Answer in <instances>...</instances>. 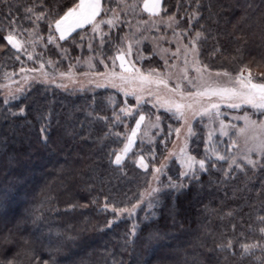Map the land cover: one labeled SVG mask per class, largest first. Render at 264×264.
I'll list each match as a JSON object with an SVG mask.
<instances>
[{
	"label": "trees",
	"instance_id": "obj_1",
	"mask_svg": "<svg viewBox=\"0 0 264 264\" xmlns=\"http://www.w3.org/2000/svg\"><path fill=\"white\" fill-rule=\"evenodd\" d=\"M76 2L0 0V71L19 65L4 39L13 28L16 38H28L38 49L41 55L28 63L41 67L47 80L103 72L101 54L111 70L125 25L132 23L138 30L127 27V33H135L136 42L126 57L143 73L167 71L176 78L171 81H179L185 57L183 47L176 55L177 42L188 44L199 30L198 58L213 73L235 75L246 66L247 72L264 74V0H162L164 7L154 17L142 8L137 15H125L123 4L133 0H102L107 14L115 9L121 19L115 29L102 26L103 45L100 36L89 34L90 26L60 40L53 25L49 42V18ZM29 7L33 11L26 13ZM33 13H45V19ZM173 13L177 23L170 27L167 17ZM193 13L199 15L189 33L181 34ZM104 15L102 11L99 18ZM174 30H179L176 35ZM118 66L115 60L117 72ZM188 66L187 74L195 76ZM122 105L121 95L102 87L68 92L49 81L33 84L12 102L0 99V197L6 196L0 199V264L13 258L16 264H262L253 252L241 253L243 244H264V172L228 177L221 163L215 169L209 165L198 181L185 180L180 192L163 191L149 220H141L140 213L135 236L133 220L103 209L105 197L117 207H131L147 184L146 173L134 162L126 160L122 167L111 163L124 144V137L109 133L113 111ZM158 115L168 130L169 117ZM123 129L120 123L112 132ZM200 133L204 137L207 132ZM170 176L180 182L177 175ZM229 240L230 249L217 248Z\"/></svg>",
	"mask_w": 264,
	"mask_h": 264
},
{
	"label": "snow or ice",
	"instance_id": "obj_2",
	"mask_svg": "<svg viewBox=\"0 0 264 264\" xmlns=\"http://www.w3.org/2000/svg\"><path fill=\"white\" fill-rule=\"evenodd\" d=\"M161 0H142V4L139 0H133L131 4L124 3L123 11L125 15L131 11L133 15L138 14V9L142 8L144 11L150 14V17L159 15L163 9ZM26 13L32 12V8L29 7ZM104 11L107 16V10L102 6L101 0H77L63 11L62 15L57 18H49V34L48 41H53L52 26L55 27V32L59 33V39L64 40L65 37L72 33L75 29L82 28L84 25H91V31L95 36L101 37V45L104 44L105 33L101 29V25L107 24L109 29L115 27V22L120 19L119 13L113 9L112 15L107 19L99 18L100 13ZM37 16L38 20L45 19V13H33ZM199 13H193L189 18V27L184 29L181 34L187 35L192 27V21ZM14 23V21H13ZM140 24H146L148 21H140ZM155 19H152V24L155 25ZM177 23L176 14L167 17V24L171 27ZM130 27L129 25H125ZM138 30V29H137ZM15 31L13 28L4 39L13 48H20L21 44L12 34ZM174 30V35L177 34ZM202 32L197 30L195 35L189 36L188 44H183L182 41H178V47L176 55L179 56L180 48L184 49V63L185 68L182 69L184 75L183 80H186L191 88L195 91H181V85L177 83L175 87H168V80L171 78L169 72L158 73L156 70H150L149 73H143L140 69L132 67H126L124 60L121 58V53L118 52L117 56L113 60V68L108 69V65L104 59H101L100 63L104 64L105 71L94 72L93 75L106 83H109L112 87L118 88L125 96L134 95L136 104L125 103L119 109V111H113V121L109 125V133L114 135L117 139L124 137L123 147L115 152L114 159H111V163L116 166L122 167V161L125 155L129 153L134 139L137 136V132L141 130L145 121V114L141 111L139 118L135 119V126L131 127L130 133L125 135L121 132H112V129L118 124L123 123L127 131L128 124L126 122L127 117L133 116V110L137 109L141 104L145 95L149 97L148 103H157L162 107H165L167 111L171 112L173 116L181 123V127L175 128L177 139L181 143L177 147L167 149V155H164L159 165L153 162L152 173L153 180L156 182V187L152 186V181H149V187L146 190H142L140 193V199L132 204L131 207H117L115 204L107 202L108 198L105 197V203L103 205L104 210L111 209L115 213V217L119 218L124 212H127L131 218L136 214L138 207H143L146 203L145 220L150 219V213L159 202V197L165 190H171L174 192H180L186 185L184 181L187 180L190 183L193 180L198 181L201 173L207 172L209 165L213 169L217 167V163H226L227 168L224 169L225 174H228V169L235 167L236 169H245V165H250L253 169L259 164L264 167V119L253 120L249 113L245 112L243 116L233 117L235 120L243 121L242 124H233L231 121L225 122L221 118V112L219 106L221 103H227L230 108H240L241 105H249L251 108L259 111L264 116V82L256 83L253 81L251 72L245 74L246 66L241 68L239 73L234 76L227 70H213L206 64H201L198 58V41L202 37ZM39 39V37H37ZM83 39V36L81 37ZM121 42H127L129 51H131L132 45L136 42L135 33H131L130 36L126 35L121 37ZM2 47V45H0ZM91 49V42L89 44ZM31 56V53H29ZM115 60H120L121 71H115ZM165 60V65H167ZM191 65L192 70L197 73V77L192 78L187 74V66ZM174 66V65H173ZM205 73H208L205 76ZM213 74L216 78H213ZM63 75V74H62ZM264 75V74H262ZM225 77L226 80L221 83L219 78ZM98 87H102L103 84L98 83ZM156 86L157 91L153 92L152 88ZM163 86L172 95H161L158 91L159 87ZM155 95V102L151 97ZM179 97L177 99L176 97ZM110 103H114L112 97L108 98ZM20 112H24L21 108ZM207 116L212 123V130L207 133L204 140V154L202 157L197 158L188 150L189 139L195 135L193 132V121L199 117L201 120ZM97 119L107 122V117L98 116ZM159 116L156 118V122L152 123V127L159 126ZM216 121L219 122L218 135L221 138L216 140ZM207 127V126H206ZM171 131V126H170ZM109 133H106L109 134ZM145 137H148V132L144 133ZM223 137H228V143H224ZM144 143V140L141 141ZM148 143L152 144V151L150 155L155 159L157 155V149L154 145V139H148ZM162 145L167 147L166 141H160ZM175 143V142H174ZM223 144V148H221ZM239 149V151H237ZM111 156V153L109 154ZM175 160L179 165L180 182L177 183L171 176L168 177L167 184L161 185V176L167 174L170 163ZM135 163L143 169L148 168V164L145 163V156L139 155L135 159ZM0 199H6V196L0 197ZM264 220V217L260 218ZM113 221H109L111 225ZM150 227V225H146ZM138 231V225H132V235L135 236ZM261 233H264V228L260 229ZM151 231L148 234V239H151ZM232 241L229 240L227 245H217L218 249L231 248ZM256 247L255 244H243L242 255L247 254L251 248ZM6 264H16L15 259H8ZM44 264H49L45 261Z\"/></svg>",
	"mask_w": 264,
	"mask_h": 264
},
{
	"label": "rangeland",
	"instance_id": "obj_3",
	"mask_svg": "<svg viewBox=\"0 0 264 264\" xmlns=\"http://www.w3.org/2000/svg\"><path fill=\"white\" fill-rule=\"evenodd\" d=\"M111 15H112V12L109 13V15L107 14V16L104 15L102 17V19H107V17L111 16ZM120 20L121 19H119L118 21L115 22V27H113V29H115V28H117V26L121 25ZM89 26H90L89 27L90 28L89 34L95 35L91 31L92 26L91 25H89ZM102 26H106L107 29H109L107 24L101 25V29H102ZM132 28H136V25L130 23V27H128V30L131 31ZM56 34L59 37V33L56 32ZM126 35H128V36L131 35V33H129V32L127 33V27H126L125 33L121 37H124ZM16 39L21 44L20 48H18V49L13 48L10 44L9 45L12 49H14L16 51V59H19V65L14 70L0 71V99H2L5 103L12 102V100H15L18 97H20L33 84H35L37 82L49 81V82L53 83V85L58 86L62 90L68 91V92L69 91L76 92V91H79L82 89H89V88H92L94 90V88H100L97 86V84L100 83V84H103V86H102L103 89H108L110 91L116 92L117 94L121 95L123 98V104H125V103H127V104L130 103V105L136 104V99H135L134 95L125 96L124 93L121 92L118 88L112 87L109 83L104 82L103 80L95 77L94 75L80 76L77 78L76 77L72 78L71 76H68V77L63 76V78H62L59 76L58 78L53 79V81L45 79V78H48V75L42 73L43 70L41 69V67L29 65V63H28L29 61L33 60L35 56L41 55V54L38 55V49L31 45L32 41L29 40L28 38L22 39L21 37H18ZM120 45L121 46L119 47L118 51L116 52V56H117L118 52H120L121 58L125 62V66L131 67L130 64L128 63L127 57H126V54L129 51L128 43L127 42L122 43L121 38H120ZM29 53H31V56L29 55ZM20 58H23L24 61H20ZM116 62L118 63V65H119L118 67L120 68L121 61L116 60ZM190 67H191V65L189 64L188 68H190ZM119 71H121V68ZM240 71H238L237 73H239ZM60 74H62V73H60ZM195 74H196L195 76L190 75V74H188V75L192 78H195V77H197V73H195ZM245 74H248V72L246 70H245ZM183 75H184V72H182L181 75L178 76L179 81H176V82L171 81V79H173V80L176 79L175 77H171L168 80V87L169 88L175 87V85L177 83H179L181 85V91H184V92L195 91V89L193 90V88H191V86L188 84V82L186 80L182 79ZM207 75L208 74H205V76H207ZM251 76L253 78V81L256 83L264 82V75H262V74L251 72ZM213 78H216L214 76V74H213ZM50 79H52V78H50ZM219 80L221 83H223L226 80V78L221 76L219 78ZM152 91L153 92L157 91L156 86H153ZM158 91L161 95H172L163 86H160ZM176 98L179 99L178 96ZM151 99L153 102H155V99H156L155 95H153L151 97ZM148 100H149V97L147 95H145L141 104L138 106V108L133 110V116L127 117V119H126V122L128 124L127 131L125 129V125H124V129H123V133H125V135L130 133L131 127L135 126V122L131 125L129 120L131 118L133 119V117H135V119L139 118L141 111L145 114L146 119L143 123V126H142L141 130L137 132V136L134 139L132 146L130 147L129 153L127 155H125L124 160L122 161V163H123L124 161L129 160L131 163L132 162L135 163V159L137 156H139V155L145 156V163H147L149 165L147 169L140 168L135 163L136 167H138L140 170L144 171L146 173L145 175L147 176V184L145 185L143 190L148 189L150 180L152 181L153 187L157 186L155 180H153V173H152L153 162H155V164L159 165L161 163L163 156L167 155V149H170L173 147H177V149H178V146L181 143V141L177 139V135L175 132V128L181 127V123H179L177 121V119L173 116V114L171 112L167 111L165 107H162L160 104H157V103H148L147 102ZM148 105L150 107L152 106L151 110L148 109V108H150ZM219 110L221 112V118L224 119L226 123L231 121V123H233V124H237V125L242 124L243 121L235 120V119H233V117L243 116L245 112L249 113L253 120L264 119V116H262L259 111L251 108V106H249V105H241L240 108H230V107H228L227 103H221L219 106ZM159 113H162V114L167 115L169 117V119L166 120L168 130H163V125H162V123L160 124V121H161L160 119L158 122L159 123L158 127H152L151 126L152 123L156 122V118H157V116H159L158 115ZM192 123H193V132L195 133V135H193L189 139L188 150L192 154H193V149L199 150V152H197L199 154H195V156H197V158H200L204 154V142H203V140H205L204 139L205 135L210 130H212V123L209 121L207 116H205L203 120H201L199 117H197ZM170 126H171V131H170ZM218 128H219V122L216 121V129H217L216 140L217 141H219L221 139L218 135ZM202 129H203V131L205 129L207 132L204 134V137H203V133L202 134L200 133ZM163 131H165V132H163ZM145 132H148V134H149L148 137H145V135H144ZM148 139H154V145L157 149V155L155 156V159H153V157L150 155V152L152 151L153 145L148 143ZM142 140H144L143 144L141 143ZM160 141H166L167 147L165 148V146L162 145L160 143ZM200 141H201V144L199 143ZM223 141H224V143H228L229 142L228 137H223ZM194 142H197L195 144V146H194ZM221 148H223V144H221ZM237 151H239V149H237ZM220 168H221L222 172H224V174H225L224 169L227 168V164L221 163ZM248 170L250 172L254 173L256 176L257 174H259V173L262 174L261 172H264V167H261L259 164L257 165V167L255 169H253L250 165H245L244 170L236 169L235 167H233L231 169H228V174L227 175L225 174V175L228 177L229 176L234 177L238 172H247ZM179 172H180L179 165L175 162V160H173L169 165V168L167 170V174L161 176V185L167 184L168 177L170 175H174V176L177 175L179 180H180ZM140 193L138 194L139 199H140ZM146 208H147V204L145 203L143 205V207L137 208L136 214L134 216H132L131 218L129 217L127 212H124L120 215V217L118 219L127 218L129 220H133V222L138 225L139 223L136 222L138 219V215L140 213H143L141 220H145L144 217L146 215V213H145ZM155 208H153L151 210L150 218L153 216ZM249 252L250 253L253 252L254 253L253 255H257V258L261 260L262 264H264V244H256V247L251 248L249 250Z\"/></svg>",
	"mask_w": 264,
	"mask_h": 264
},
{
	"label": "crops",
	"instance_id": "obj_4",
	"mask_svg": "<svg viewBox=\"0 0 264 264\" xmlns=\"http://www.w3.org/2000/svg\"><path fill=\"white\" fill-rule=\"evenodd\" d=\"M162 1V0H161ZM101 3H102V0H101ZM143 10V9H142ZM144 11V10H143ZM144 13H146L147 15H149L150 16V14L148 13V12H146V11H144ZM86 26H89V25H84L82 28H84V27H86ZM79 29H81V28H78V29H75L73 32H75V31H77V30H79ZM72 32V33H73ZM72 33H69V35L67 36V37H65V38H68Z\"/></svg>",
	"mask_w": 264,
	"mask_h": 264
}]
</instances>
